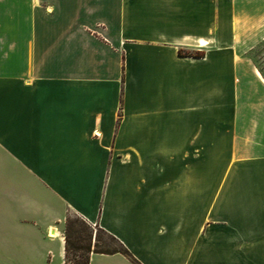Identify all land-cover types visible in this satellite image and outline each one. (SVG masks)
<instances>
[{"label":"crops","instance_id":"0c3cea01","mask_svg":"<svg viewBox=\"0 0 264 264\" xmlns=\"http://www.w3.org/2000/svg\"><path fill=\"white\" fill-rule=\"evenodd\" d=\"M262 42L264 0H0V264H64L68 214L133 258L88 264H264L202 197L206 141L264 155Z\"/></svg>","mask_w":264,"mask_h":264},{"label":"rangeland","instance_id":"374dc122","mask_svg":"<svg viewBox=\"0 0 264 264\" xmlns=\"http://www.w3.org/2000/svg\"><path fill=\"white\" fill-rule=\"evenodd\" d=\"M225 23L224 25H227ZM228 32V29L226 28ZM252 61L264 70V42L252 51H247ZM204 67V78L211 79L220 72ZM224 72V71H223ZM221 72V73H223ZM209 105H215L210 100ZM213 124L204 127L205 135L211 136L214 132ZM204 150V216L208 222H217L226 227L240 228L247 232L251 227L255 215L264 213V155L250 159V156H231L227 154L226 145L213 148L208 145ZM226 144V143H225ZM253 167V169H252ZM251 169V171H250ZM200 173H193L197 175ZM194 191L196 183L194 181ZM199 188V187H198ZM196 193V192H195ZM70 224L75 232L83 238L82 244L91 245V249L112 250L118 244L102 232L97 231V242L88 240V228L79 220L78 216L68 214ZM95 232V231H94ZM74 231L71 232L72 239Z\"/></svg>","mask_w":264,"mask_h":264},{"label":"trees","instance_id":"16d2710c","mask_svg":"<svg viewBox=\"0 0 264 264\" xmlns=\"http://www.w3.org/2000/svg\"><path fill=\"white\" fill-rule=\"evenodd\" d=\"M179 54H183L182 50L178 51ZM79 218V217H78ZM81 222L88 228V240L94 239V243L97 242V231L101 230L105 234H107L110 239L114 240L118 247L112 250H96L91 249V245L82 244L83 238L80 236L79 233L75 232L73 226L70 224V218L67 217L64 226V237H65V255H64V264H88L89 255L93 252H100V253H111V252H121L124 255L129 256L132 258L131 254L128 250L111 234L105 232L101 228L97 227L96 231L94 232L81 218H79ZM74 231V238L71 237V232ZM133 259V258H132Z\"/></svg>","mask_w":264,"mask_h":264}]
</instances>
